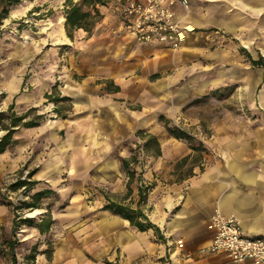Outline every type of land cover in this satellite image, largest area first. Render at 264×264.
Returning a JSON list of instances; mask_svg holds the SVG:
<instances>
[{"label":"crops","instance_id":"1","mask_svg":"<svg viewBox=\"0 0 264 264\" xmlns=\"http://www.w3.org/2000/svg\"><path fill=\"white\" fill-rule=\"evenodd\" d=\"M189 3L188 11L175 7L177 19L188 29L178 50L138 43L122 29L117 8L109 2L99 6L102 20L91 36L79 29L70 40L61 16L60 44L69 49L67 55H76L72 74L77 78L61 75L58 89L71 99L72 110L66 118L53 115L15 134L0 154V184L35 157L41 161L53 154L34 174L38 183L45 180L48 188L65 190L62 177L67 173L81 186L92 180L110 194L95 198L94 206L74 195L66 211L51 212L54 224L48 234L57 227L55 221L66 220V238L53 247L50 262L39 254L37 264H233L223 254L206 251L214 211L236 217L246 235L264 237V118H258L253 98L258 70L236 42L239 36H249L252 43L264 35V0ZM251 59L256 60L253 55ZM230 81L238 84L239 92L248 88L250 118L231 116L215 124L211 135H193L192 144L170 135L160 122V117L169 126L182 120L198 129L196 102ZM54 85L53 79H44L36 90H29L16 71L0 72V92L8 95L1 110L13 103L48 106L52 112L54 105L43 102ZM139 130L156 136L160 155L149 154L143 171L134 166L126 198L128 177L122 159L130 157L129 145ZM200 143L204 151L196 162L190 145ZM66 156H73V163L66 164ZM186 156L188 162L180 166ZM190 169L192 175L184 177ZM139 175L144 183L154 184L141 207L159 235L153 229L139 231L103 209L106 198L136 208ZM12 220L11 209L0 204V242L11 237Z\"/></svg>","mask_w":264,"mask_h":264},{"label":"rangeland","instance_id":"2","mask_svg":"<svg viewBox=\"0 0 264 264\" xmlns=\"http://www.w3.org/2000/svg\"><path fill=\"white\" fill-rule=\"evenodd\" d=\"M126 2L127 0L109 1V3L113 4V7L117 8L115 11L118 14ZM63 3L64 0H20L17 5L10 8L8 16L0 20V72L5 70L16 71L19 77L24 79V86L29 88V90H36L41 80L53 79L59 93L58 86L62 79L61 75L77 78L76 75L72 74L76 55H67L69 49L67 46L60 44L61 39L58 35L59 29L62 28L59 21L63 15V8L61 7ZM92 34H94V31ZM237 39L238 41L235 39L234 41L238 42V50L245 58L251 59V55H253L256 58L255 61L260 63V66L253 65L258 70V87L253 91V98L256 100L258 118L261 119L264 118V35H260L252 43L249 36H239ZM244 83L246 84L247 81L244 80ZM248 83H250L249 79ZM237 87L238 84L230 81L226 86L210 91L204 99L196 102L198 116L201 118L198 129L195 126L185 124L182 120L171 124V126L180 127L188 131L192 136L200 133L202 135H211L215 124L230 119L231 116L237 118L241 116L244 119L250 118L252 109H250L247 102V100H250V92H245L248 89L245 86H243L244 90L239 92L236 90ZM0 91H2L1 88ZM7 96L6 93L0 92V110L5 105ZM30 106L16 105L15 108L18 113H21ZM47 107L39 106L40 112L48 114V118H53L54 112H51V109L46 110ZM254 115L256 116V114ZM138 143H140V140L135 135L131 145H129L131 151L136 148ZM50 156L48 158L45 154L44 159H41V161H38L35 157L36 160L26 163L27 167L24 170V176L32 169L39 171L43 164L48 165V161L54 158L53 154ZM140 160H143L142 156ZM73 161V156H66V164L73 163ZM38 163L39 167L36 166ZM11 175L9 174L5 177L4 181L10 180ZM62 178L66 179L64 183L65 190L52 188L56 194L49 200L42 201L43 209L26 210L24 217H33L39 221L42 217L40 214L46 213L45 208L47 206H49L50 212L55 215L63 213L69 205V199L74 195L83 196L90 201L86 205L94 206L93 201L95 198L110 194L108 189L97 185L92 180H88L86 183L82 182L81 186V182L77 180V177L72 176V178H69L67 173H64ZM33 179L35 180L34 176ZM48 185L50 184L46 183L45 180H40L35 189L48 188ZM62 193L65 196H62ZM65 221H55L57 222V227L47 235L34 234L32 228L22 226L15 237V264H32V259L29 257L34 246L38 249L35 255L36 264L39 252L46 249L48 243L51 244L53 251V247L66 238V234L63 233ZM0 264H12L9 253L4 256L0 255Z\"/></svg>","mask_w":264,"mask_h":264},{"label":"trees","instance_id":"3","mask_svg":"<svg viewBox=\"0 0 264 264\" xmlns=\"http://www.w3.org/2000/svg\"><path fill=\"white\" fill-rule=\"evenodd\" d=\"M20 0H0V20L5 19L10 11V8L17 5ZM110 0H81V2H74L73 0H64L63 3V17H64V29L66 36L73 40L74 32L81 29L85 31L89 36L92 35L95 26L102 20V15L99 11V6H105ZM252 65L260 66L259 61L250 59ZM45 103H52L54 105L53 112L56 117L66 118L71 110V99L67 96L61 95L57 91L56 85L52 87L50 92L44 94ZM39 107L31 106L25 111L18 113L15 110L14 104H10L5 110H0V154L3 153L14 141L15 134L22 128H33L39 126L48 117L45 113L40 112ZM160 122L165 124L167 132L177 139L187 140L192 142V135L182 128L177 126H169L168 121L164 117L159 118ZM136 137L140 140V143L136 145V148L132 150L129 158L122 159V167L127 174V193L126 198L130 196L131 189L130 183L135 177L134 166L140 165L143 171L145 166V158L149 154L160 155V144L155 135L150 134L144 130H139L136 133ZM192 144V143H191ZM192 150L196 152L194 161H199L201 153L204 151L203 145L200 143L196 145H190ZM143 160H140V157ZM189 156L182 158L179 162L180 166H184L188 162ZM24 165L20 170L12 174L10 180H5L0 184V204L8 206L13 214V226L11 237L0 242V255L9 253L12 264H15L16 258L14 254L15 237L22 228V226L28 228H35L40 235H47L50 231L54 220L51 216L50 208L47 206L46 213L40 214L42 217L37 221L33 217H24L26 210H42V201L52 198L56 192L51 188L35 189L38 184L37 180L33 179L36 169H32L24 176ZM202 169V166H200ZM141 171V173H142ZM185 176L192 175V170L185 171ZM139 188L137 207L134 208L131 203L116 202L106 198V203L103 205L104 210H108L120 217L129 221L132 227H135L139 231H146L153 229L156 234L159 235V229L155 226L143 212L142 204L146 202L149 191L153 188L154 184L144 183L139 175ZM14 196V197H13ZM37 247H32V253L29 258L32 259V264L35 263V255L37 254ZM40 254H45L48 262L51 261L52 248L48 243V247ZM50 264V263H46Z\"/></svg>","mask_w":264,"mask_h":264},{"label":"built area","instance_id":"4","mask_svg":"<svg viewBox=\"0 0 264 264\" xmlns=\"http://www.w3.org/2000/svg\"><path fill=\"white\" fill-rule=\"evenodd\" d=\"M176 6L190 9L189 0H127L119 22L138 43L178 50L188 29L177 19ZM207 228L213 233L207 252L223 254L233 264H264V237L246 235L236 217L214 211Z\"/></svg>","mask_w":264,"mask_h":264}]
</instances>
